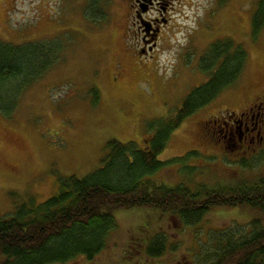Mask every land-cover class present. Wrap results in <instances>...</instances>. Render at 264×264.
I'll list each match as a JSON object with an SVG mask.
<instances>
[{"label":"rangeland","instance_id":"1","mask_svg":"<svg viewBox=\"0 0 264 264\" xmlns=\"http://www.w3.org/2000/svg\"><path fill=\"white\" fill-rule=\"evenodd\" d=\"M133 1L0 0V40L57 38L63 43L60 61L22 92L10 117L0 112V215L27 199L40 202L57 193L61 177L99 168L110 139L145 145L188 91L207 78L199 60L211 42L222 38L241 43L249 53L242 75L172 131L158 156L166 165L153 176L195 189L264 175L263 154L248 159L247 166L224 156L213 133L218 127L206 125L243 107L242 97L233 92L245 98L264 86V25L257 33L251 26L259 0H153L154 8L142 14L159 18L152 22L159 30L150 39ZM143 38H148L145 44ZM257 212L245 205L219 207L186 227L167 213L122 209L98 257L60 264H203L199 256L205 259L209 231L249 230ZM147 216L157 217L158 230L169 238L167 252L156 258L141 256L131 238L138 226H157ZM258 216L264 218L263 212Z\"/></svg>","mask_w":264,"mask_h":264},{"label":"trees","instance_id":"2","mask_svg":"<svg viewBox=\"0 0 264 264\" xmlns=\"http://www.w3.org/2000/svg\"><path fill=\"white\" fill-rule=\"evenodd\" d=\"M255 9L251 26L257 33L264 25V0H259ZM62 50L63 43L57 38L18 44L0 40L3 116L10 117L22 92L52 70ZM248 54L241 43L230 38L211 42L198 63L207 78L188 91L176 112L144 140L145 145L132 139H110L99 168L80 177H61L57 193L40 202L27 199L0 215V264H60L79 258L91 262L108 246L116 225L115 213L122 209L156 210L177 216L185 226H195L208 211L241 205L258 211L250 221V229L209 231L205 259L201 260V253L199 261L264 264V218L258 216L259 212L264 214V175L258 181L201 184L195 189L188 183L171 186L153 176L166 165L158 156L172 131L237 81ZM145 240H138L141 256L156 258L167 252L169 238L163 231H155Z\"/></svg>","mask_w":264,"mask_h":264},{"label":"flooded vegetation","instance_id":"3","mask_svg":"<svg viewBox=\"0 0 264 264\" xmlns=\"http://www.w3.org/2000/svg\"><path fill=\"white\" fill-rule=\"evenodd\" d=\"M133 3H136L139 8V11L136 10L137 18H139L138 22L144 20L148 24V30L144 29L143 32H146L149 39L156 36L159 28L156 27L154 23H156L159 18L156 17L154 19L148 16L144 19L142 17V14H146L150 9L154 8L153 0H134ZM142 9H144V11H142ZM143 39V44H145L148 38L147 40H145V38ZM232 96L242 97L243 107L236 112L231 110L225 115L214 116L213 119L206 122V125H212V129L215 128V126L218 127V130H216L217 128L214 129L213 133L215 134L217 132V137L215 139H217L219 143L216 147L223 151L224 156L230 154L237 162L241 161V163H246L248 159L255 158L260 154L264 155V86L260 87L256 94L246 95L245 98L236 92H233ZM147 217V220L154 221L157 226L154 229H150L145 224L146 227L142 228L138 226L137 229L133 230L131 238L134 239L133 243H135L137 247H141L138 240L144 242L145 238L149 239V236L154 234L155 231H163L158 230L159 221L157 217L154 220L149 216ZM182 225L184 224L182 223ZM200 240L203 239L201 238ZM146 242L147 240H145L142 246H145Z\"/></svg>","mask_w":264,"mask_h":264},{"label":"water","instance_id":"4","mask_svg":"<svg viewBox=\"0 0 264 264\" xmlns=\"http://www.w3.org/2000/svg\"><path fill=\"white\" fill-rule=\"evenodd\" d=\"M146 30H148V27L146 28Z\"/></svg>","mask_w":264,"mask_h":264},{"label":"bare ground","instance_id":"5","mask_svg":"<svg viewBox=\"0 0 264 264\" xmlns=\"http://www.w3.org/2000/svg\"><path fill=\"white\" fill-rule=\"evenodd\" d=\"M231 184H232V182H231Z\"/></svg>","mask_w":264,"mask_h":264}]
</instances>
